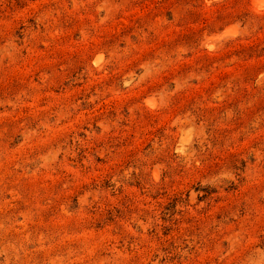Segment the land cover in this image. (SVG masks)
I'll return each instance as SVG.
<instances>
[{
  "label": "rangeland",
  "instance_id": "374dc122",
  "mask_svg": "<svg viewBox=\"0 0 264 264\" xmlns=\"http://www.w3.org/2000/svg\"><path fill=\"white\" fill-rule=\"evenodd\" d=\"M254 1L0 0V264H264Z\"/></svg>",
  "mask_w": 264,
  "mask_h": 264
},
{
  "label": "bare ground",
  "instance_id": "6f19581e",
  "mask_svg": "<svg viewBox=\"0 0 264 264\" xmlns=\"http://www.w3.org/2000/svg\"><path fill=\"white\" fill-rule=\"evenodd\" d=\"M255 1H256V0H255ZM255 1H254V2H255ZM257 1H259V0H257ZM259 2H260V1H259ZM259 2H258V3H259ZM256 4H257V3H256ZM259 4H260V3H259ZM236 27H237V26H236ZM224 33H225V32H224ZM224 36H225V35H224Z\"/></svg>",
  "mask_w": 264,
  "mask_h": 264
}]
</instances>
